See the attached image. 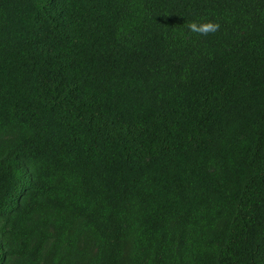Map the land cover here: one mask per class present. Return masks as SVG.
<instances>
[{
    "label": "trees",
    "instance_id": "obj_1",
    "mask_svg": "<svg viewBox=\"0 0 264 264\" xmlns=\"http://www.w3.org/2000/svg\"><path fill=\"white\" fill-rule=\"evenodd\" d=\"M0 264H264V0H0Z\"/></svg>",
    "mask_w": 264,
    "mask_h": 264
},
{
    "label": "clouds",
    "instance_id": "obj_2",
    "mask_svg": "<svg viewBox=\"0 0 264 264\" xmlns=\"http://www.w3.org/2000/svg\"><path fill=\"white\" fill-rule=\"evenodd\" d=\"M219 27L220 26L218 23H214L211 21L202 22V23L191 22L188 25V28L191 32L202 36H207L211 33L217 32Z\"/></svg>",
    "mask_w": 264,
    "mask_h": 264
}]
</instances>
